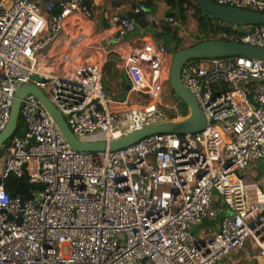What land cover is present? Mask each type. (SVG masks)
<instances>
[{
  "label": "built area",
  "instance_id": "1",
  "mask_svg": "<svg viewBox=\"0 0 264 264\" xmlns=\"http://www.w3.org/2000/svg\"><path fill=\"white\" fill-rule=\"evenodd\" d=\"M42 1L0 0V133L26 84L47 89L82 143L189 115L178 98L185 115L163 102L166 88L175 96L170 34L149 16L105 17L102 31L129 37L118 51L95 44L78 19L67 23L93 16L89 0ZM211 1L264 14V0ZM166 23L178 24L172 16ZM227 26L214 40L264 49V26ZM62 33L69 48L50 52ZM109 67L126 76L123 100L105 89ZM180 80L205 116L201 132L153 135L114 151L72 149L37 98L22 100L23 133L0 150V264H230L248 239L264 260V189L245 180L251 164L264 165V61L195 59ZM18 182L41 189L23 200L11 194Z\"/></svg>",
  "mask_w": 264,
  "mask_h": 264
},
{
  "label": "water",
  "instance_id": "2",
  "mask_svg": "<svg viewBox=\"0 0 264 264\" xmlns=\"http://www.w3.org/2000/svg\"><path fill=\"white\" fill-rule=\"evenodd\" d=\"M202 12L209 15L215 21L231 26H264V14L252 11L239 10L216 5L211 0H192ZM245 57L264 61V49L241 45L220 40H204L186 49L172 52L169 65V85L175 96L188 108L189 115L179 121H166L146 125L134 132L128 133L119 139L106 142L82 143L78 141L70 131L60 112L51 104L46 95L32 84L20 87L15 93V98L10 109V116L5 129L0 133V150L4 143L16 133L19 126V114L22 100L33 95L44 106L57 129L70 147L76 151L96 153L105 150H120L132 146L148 137L160 134H197L204 128L206 119L193 96L183 86L180 73L183 65L191 60L203 58H234ZM128 91L125 88L124 99ZM30 189L40 190L41 187H30L18 182L11 193L13 196L22 194V199L31 198Z\"/></svg>",
  "mask_w": 264,
  "mask_h": 264
},
{
  "label": "crops",
  "instance_id": "3",
  "mask_svg": "<svg viewBox=\"0 0 264 264\" xmlns=\"http://www.w3.org/2000/svg\"><path fill=\"white\" fill-rule=\"evenodd\" d=\"M89 5L93 13V16L90 19L82 18L79 15L72 16L70 19H78L79 26L85 28L90 39L92 38V41L101 48L107 47L108 45L118 51H121L127 47L129 37H125L121 40H113L114 35L111 33L113 29H109L108 33L102 31L101 29V26L106 24L105 17H107L109 21V19L113 16L136 18L139 19V21H144L145 16H149L150 23L155 27L157 32H160V29L169 31L170 36L167 40V44L171 52L182 50L184 48L186 49V47L190 46L191 42L197 43L205 40V37L198 32H196V35L194 36L185 32L186 30L183 29L185 24H181L180 20L176 19L178 23L176 26L171 27L167 25L166 13L174 7L173 0H89ZM140 7L143 8L144 12L140 11L141 13H137ZM187 12L193 16L192 10H188ZM83 23L86 24L89 29L86 28ZM143 32L145 31L140 29V31H136L135 35L142 34ZM70 44L71 39H69L66 33H62L57 38L56 43L51 45L49 50L50 52L55 50L59 53H63L69 48ZM106 77L107 80L104 81ZM103 84L110 96L113 98L118 97L119 99H117L121 100L124 95L125 88L128 86V81L126 76L123 74L117 72L112 74L108 71L104 74ZM168 90L170 89L166 88L165 93H167ZM252 253L253 249L251 247L233 252L229 258L230 264H248V262H250L249 256L252 255Z\"/></svg>",
  "mask_w": 264,
  "mask_h": 264
},
{
  "label": "trees",
  "instance_id": "4",
  "mask_svg": "<svg viewBox=\"0 0 264 264\" xmlns=\"http://www.w3.org/2000/svg\"><path fill=\"white\" fill-rule=\"evenodd\" d=\"M58 0H43L42 4H46L47 2H55V5H57ZM152 1H163V0H152ZM173 8L167 11V16H172L177 20H180L181 24H184L185 22V12L188 10L193 11V17H196L198 21V31L199 34L203 35L205 37V40H214L215 37L220 34L221 32H225L230 30V27L227 25L220 23L218 21H215L212 19L209 15L205 14L200 10V8L195 5V3L192 0H173ZM53 13L56 15L57 9L55 8L53 10ZM142 21V20H141ZM164 30V29H162ZM166 33H169V31L164 30ZM182 113L183 115L186 114L185 107L182 106ZM22 123H19L18 129L15 133V135L20 136L23 133L22 130ZM21 181L25 182L26 178L23 177L20 179ZM16 184V181L14 178H10L7 184V190L12 191L14 185Z\"/></svg>",
  "mask_w": 264,
  "mask_h": 264
},
{
  "label": "rangeland",
  "instance_id": "5",
  "mask_svg": "<svg viewBox=\"0 0 264 264\" xmlns=\"http://www.w3.org/2000/svg\"><path fill=\"white\" fill-rule=\"evenodd\" d=\"M138 13H141V12H138ZM185 15H186L185 22H184L185 26L183 29H185L186 30L185 32H188L189 35L191 34L194 36V35H196V32L199 33V31H198V24L199 23L196 20L197 18L193 17L192 14L191 15L188 14V12H185ZM71 21H72V19L68 20L67 23H71ZM83 25L86 28H88V26L86 24L83 23ZM194 44H196V43L191 42L189 47H191ZM186 48H188V47H186ZM108 71H109V73H112V74L115 73V70L111 67H109ZM106 80H107V77L105 78L104 81H106ZM42 91L45 95H48L47 89H42ZM163 102L168 106H171L172 104L174 106H176L177 111H175V112H182V106L180 105V102L178 101L176 96L171 94L170 90H168L167 93L164 94ZM133 104L137 105V106H142L141 102H134ZM173 114H174V111L169 112L170 116H172ZM182 119H184V118H176L175 121H179ZM20 122H21V120H19V123ZM21 123H22L21 125H22V130H23V122H21ZM33 170L34 169L32 168V171ZM245 177H246L245 180L249 185H252L254 182H256L258 180L260 183V186H262L264 188V165L263 164H257V163L251 164V166L248 170V173L245 174ZM254 246L255 245L253 244V242L250 239H248L246 244H245V248L251 247L253 249L252 255L249 256L250 262H248V264H258V263L262 264V263H264V260H261L259 258V251L255 248L256 246L255 247Z\"/></svg>",
  "mask_w": 264,
  "mask_h": 264
}]
</instances>
